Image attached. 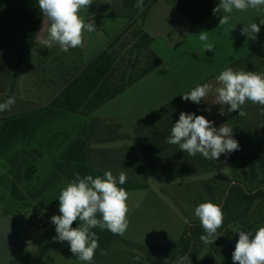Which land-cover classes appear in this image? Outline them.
Returning a JSON list of instances; mask_svg holds the SVG:
<instances>
[{
    "label": "crops",
    "instance_id": "1",
    "mask_svg": "<svg viewBox=\"0 0 264 264\" xmlns=\"http://www.w3.org/2000/svg\"><path fill=\"white\" fill-rule=\"evenodd\" d=\"M99 6L100 9L107 8L109 12L100 19L103 18L104 23L96 24L102 14L93 3L88 9H82L81 17L85 23L93 18L96 31H85L82 46L68 52H61L58 45L51 49L40 45L38 37L46 35V29L50 26L47 18H42L34 46L22 64L16 87L19 90L20 84L26 96L22 98L15 94L13 97H17L16 103L11 110L0 112V264H88L73 255L68 242L53 240L57 234L51 222L53 215H60V190L75 178L76 173L82 177L104 176L89 162L88 148L118 149L128 146L138 153V145L137 149L131 145L133 134L129 131L139 120L177 98L174 96L170 99V91L172 95L180 96L197 84L212 83L215 86L216 77L221 71L264 46V25H260L255 40L241 34L245 25L254 22L259 24L264 19V10H234L230 14V23L223 26H219V19L224 13H212L193 29L187 15L177 10L170 0H157L137 21L143 24L144 30L153 38L152 49L163 60V65L93 114L94 118L104 122L121 125V133L129 135V139L90 145L78 133L90 123L91 117L46 106L54 98L57 89L60 72H56V68L64 71L73 65L89 64L128 27L130 21L120 13L123 0H99ZM39 13L38 0H0V103L9 94L16 61ZM110 22L113 26L115 23L118 25L112 35L106 33ZM41 27L43 32H39ZM201 31H208L206 43L214 45L212 51L204 50L205 42H201L198 36ZM104 33L107 36L103 37ZM77 53H80V58ZM21 74H25L22 84ZM214 99V95L209 94L204 104L206 109H210L208 114L214 127L219 128L226 123L225 114H220L221 105L211 104ZM251 106H254L251 102L244 104V110L250 112V116L247 114L240 125L241 137L245 136L246 126L252 117ZM212 111L218 115L217 120L212 117ZM20 152H23V156L16 163L10 164ZM226 166H230L228 161ZM144 178L142 184L125 181L123 185H117L129 194V224L120 237L137 244L142 243L128 236H139L142 232L153 233L152 214L149 221L139 219L135 225L131 222L136 211L152 194L150 179L145 171ZM190 179L195 178L179 182L183 184L181 182ZM170 182L175 183L162 182L164 186L161 191L167 197H170V191L165 192L164 188ZM36 217L38 223L43 225L41 228L31 223ZM79 224L78 220L72 227H78ZM93 231L99 236L100 247L91 264H101L112 248L120 251L121 245L114 241L110 231H101L99 228ZM101 249L106 250L107 254L102 255Z\"/></svg>",
    "mask_w": 264,
    "mask_h": 264
},
{
    "label": "trees",
    "instance_id": "2",
    "mask_svg": "<svg viewBox=\"0 0 264 264\" xmlns=\"http://www.w3.org/2000/svg\"><path fill=\"white\" fill-rule=\"evenodd\" d=\"M156 1L144 0V10L141 12L135 7L136 0H123L120 13L130 21L128 27L89 64L73 65L64 71L62 68L55 69L56 72H60L57 89L54 91V98L46 107L91 117L90 123L78 133V136L90 145L129 139V135L121 133V125L104 122L94 118L93 114L163 65V60L152 49L153 38L144 30L143 24L137 21V18L143 17L146 10ZM170 2L177 10L187 15L191 27L195 29L213 13L219 0H170ZM42 18L40 12L32 23L28 39L16 61L6 99L17 94L16 87L21 67L34 46ZM259 53H262L260 59L264 58V46L229 67L234 70L254 71L257 68L254 58ZM77 54L80 58V53ZM258 73L264 74V71ZM205 109L203 100L200 104H195L184 101L180 95L139 120L131 130L137 141L138 150L147 160L155 181L162 183L210 175L211 177L207 179L198 180L204 191L212 194L214 188L220 190L222 189L220 186H225L222 201L218 204L224 213L223 225L218 229L219 237L214 244H204L200 240L204 232L199 222L189 225L180 240L170 247H148L125 241L119 235L113 234L115 242L138 252L137 261L131 260L127 264H174L178 256L185 254H189L192 264H233L232 252L239 239V233L236 231L243 230L254 234L258 228L264 226V146L251 151L245 150L240 125L246 116L240 117L238 111L226 112L225 121L233 128V138L238 141L239 150L222 154L219 160H207L200 154L189 156L180 150L178 145L166 142V138L171 135V127L179 119L180 112L203 115L210 120ZM242 110L245 111L244 105ZM87 153L89 162L102 173L111 171L118 178L119 173L124 172L126 181L137 184H142L145 180L142 162L132 147L124 146L118 149L89 147ZM22 156L23 152L18 153L10 164L16 163ZM227 161L236 164L237 171H241L240 178L222 175L227 169ZM215 197L216 194L213 199ZM101 264H112L108 255L102 259Z\"/></svg>",
    "mask_w": 264,
    "mask_h": 264
},
{
    "label": "clouds",
    "instance_id": "3",
    "mask_svg": "<svg viewBox=\"0 0 264 264\" xmlns=\"http://www.w3.org/2000/svg\"><path fill=\"white\" fill-rule=\"evenodd\" d=\"M91 4L92 0H38L39 10L50 25L46 29L47 34L38 37L40 45L47 49L58 45L61 52L82 46L85 31H96L94 19L85 23L80 15L81 10L88 9ZM261 6H264V0H219L213 14L224 13L219 19V26H223L230 23V14L234 10L247 11L251 8L259 12L264 10ZM135 7L143 12L144 0H136ZM260 25H264V19L259 24L254 22L245 25L241 34L255 40ZM43 31L41 27L39 32ZM198 36L201 42H205L204 50L214 49L213 44L206 43L208 31H201ZM209 94L215 97L211 104L221 105V115L225 114L224 108L227 106L228 113L238 111L240 117L246 116L247 113L242 110L246 101L261 106L260 110L264 113V74L229 67L216 77L215 86L212 83L197 84L182 94V99L200 104L202 100L206 101ZM15 103V98L9 97L0 103V112L10 111ZM166 142L178 145L189 156L200 154L207 160H219L222 154L239 150V143L233 138V128L227 123L217 128L205 116L183 111L171 127V135L166 138ZM126 179L124 172H120L118 178L111 171L95 178L92 175L82 177L76 173L75 178L60 190V215L51 217L57 234L53 240L68 242L70 251L78 260L91 264L100 247L99 236L93 229L108 230L114 235L123 236L128 228L129 194L117 186L123 185ZM194 214L204 232L200 240L204 244H214L224 221L222 207L206 201L195 207ZM78 220L80 224L73 228V223ZM236 232L239 233V239L232 252L233 264H264V226L254 234L243 230ZM101 254L106 255V250L101 249ZM174 264H192V261L189 254H185L178 256Z\"/></svg>",
    "mask_w": 264,
    "mask_h": 264
},
{
    "label": "rangeland",
    "instance_id": "4",
    "mask_svg": "<svg viewBox=\"0 0 264 264\" xmlns=\"http://www.w3.org/2000/svg\"><path fill=\"white\" fill-rule=\"evenodd\" d=\"M109 1L113 2L115 0H109ZM92 3L94 7L96 8L99 7V10L102 14L98 17L97 19L98 21L96 22V24L104 23L103 21L104 19L103 18L102 20L100 19L101 17L109 14L108 9L107 8L100 9L99 0H92ZM117 27H118L117 23H115V25L113 26L111 25V22H110L108 27H106L107 29L106 33L109 35L114 34V32H116L117 30ZM162 32L165 34V30H163ZM104 35L107 36L104 33L103 37ZM163 36L167 37V35H163ZM261 55L262 53H259L254 58L255 65H256L255 67H257L254 69V71L257 73L264 71V58L260 59ZM24 75L25 74H23L22 76L21 74V79H22V81H20L21 84L23 80L25 79ZM171 93L172 91H170V99L174 98V96L178 97V95H172ZM25 94L26 93L23 92L22 88L20 89V84H19V90H17V96L24 98L26 96ZM253 105L254 106H251L250 108L252 112V115H251L252 117L246 126V134L245 136L241 137L244 142L246 151H251L257 147L264 146V113H262L260 110L261 106L256 105V104H253ZM212 112H213L212 117L215 120H217L216 118H218V115L215 113V111H212ZM216 112H218V109ZM226 112H227V107H226ZM247 114H249L250 116V112H247ZM129 133L132 135V130H130ZM131 145H133L137 149V143L133 136L131 140ZM138 155L144 167V171L150 179V188L152 189V194L151 196H149V198H146L147 200H145L143 204L141 205L140 209L136 211V213L131 219V222H132V225H135V223L139 221V219H142L144 222L149 221L150 216L152 214L153 233L146 234L145 232H142V235H139V236L130 235L128 237L138 240V242L142 244H146L151 247L173 246L180 240L185 229L189 225L199 222L198 218H196L194 214L195 207L198 206L200 203L206 202V201H212L213 203L217 205L221 203L222 201L221 197L223 195L225 186H220L222 188L220 190H218V188L216 189L214 188L213 193L209 194L206 191H204V189H202L198 184L199 179H207L205 176L203 178L199 177V178L187 180L186 182H181L183 184H180L179 181H175V183L170 182V184L165 185V188H164L165 192L166 190L170 191V197H167V195L162 194V191H161V187H163L164 184L158 181L156 182L153 179H151L152 174H151L147 160L143 158V156L139 152H138ZM235 165L230 163V166H228L227 169H225L222 175H226L228 177L233 176L232 178L234 177L240 178L241 171H237L238 168ZM214 192H216L215 193L217 197V198L215 197L216 199L215 198L213 199V196L215 195ZM143 227L145 228L144 225ZM119 249L120 251L118 250V248L117 249L112 248V250L110 251V254L108 255L109 261L112 262V264H127L131 260L137 261L138 259L136 258L137 256L136 254L138 253L137 251L131 250L130 248L124 245H121Z\"/></svg>",
    "mask_w": 264,
    "mask_h": 264
},
{
    "label": "built area",
    "instance_id": "5",
    "mask_svg": "<svg viewBox=\"0 0 264 264\" xmlns=\"http://www.w3.org/2000/svg\"><path fill=\"white\" fill-rule=\"evenodd\" d=\"M31 223L34 224V225H36V226H38L39 228H41L43 226L41 223H38V217L33 218L31 220Z\"/></svg>",
    "mask_w": 264,
    "mask_h": 264
}]
</instances>
